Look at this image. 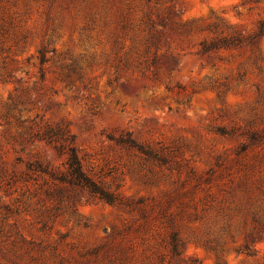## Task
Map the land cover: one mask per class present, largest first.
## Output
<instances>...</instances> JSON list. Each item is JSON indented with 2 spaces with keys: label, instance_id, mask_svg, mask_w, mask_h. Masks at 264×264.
<instances>
[{
  "label": "rangeland",
  "instance_id": "374dc122",
  "mask_svg": "<svg viewBox=\"0 0 264 264\" xmlns=\"http://www.w3.org/2000/svg\"><path fill=\"white\" fill-rule=\"evenodd\" d=\"M0 264H264V0H0Z\"/></svg>",
  "mask_w": 264,
  "mask_h": 264
},
{
  "label": "trees",
  "instance_id": "16d2710c",
  "mask_svg": "<svg viewBox=\"0 0 264 264\" xmlns=\"http://www.w3.org/2000/svg\"><path fill=\"white\" fill-rule=\"evenodd\" d=\"M154 36H150L147 39V45L144 51L146 52L151 44L154 43ZM62 131H60L59 128L53 129L52 127H48L46 131L44 132V137L50 139V140H57L58 138L60 139L62 136ZM56 149L58 151H62L65 149V146L63 144H60L56 146ZM67 153V164H68V170L66 173H55L51 170L48 169V167L42 166L41 164L37 163L35 167H39L41 171L49 173L51 176L56 177L60 179L61 181H67L70 184H75V185H81L83 182L88 181L86 177L83 175V173L80 171V166L77 161L76 155L74 153V150L71 146L65 150ZM32 165L28 164L27 168L32 169Z\"/></svg>",
  "mask_w": 264,
  "mask_h": 264
}]
</instances>
